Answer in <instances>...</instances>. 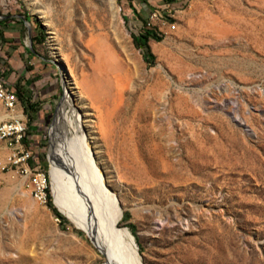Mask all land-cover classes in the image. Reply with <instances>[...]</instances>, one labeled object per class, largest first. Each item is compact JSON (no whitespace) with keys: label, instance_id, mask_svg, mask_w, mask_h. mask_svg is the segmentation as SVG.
I'll use <instances>...</instances> for the list:
<instances>
[{"label":"rangeland","instance_id":"obj_1","mask_svg":"<svg viewBox=\"0 0 264 264\" xmlns=\"http://www.w3.org/2000/svg\"><path fill=\"white\" fill-rule=\"evenodd\" d=\"M41 11L73 76L71 102ZM15 15L30 18L32 44ZM0 20L36 50L26 73L55 90L51 103L40 101L49 108L38 133L25 118V144L48 173L57 210L51 158L64 145L65 113L80 112L122 212L118 227H136L142 264H264V0H0ZM147 31L162 37L149 41L151 65L133 38ZM40 33L43 42H34ZM15 41L0 38L4 77L19 72ZM70 141L66 198L81 212L107 213L84 144ZM9 151L0 143V264H105L82 228L4 169Z\"/></svg>","mask_w":264,"mask_h":264},{"label":"bare ground","instance_id":"obj_2","mask_svg":"<svg viewBox=\"0 0 264 264\" xmlns=\"http://www.w3.org/2000/svg\"><path fill=\"white\" fill-rule=\"evenodd\" d=\"M40 14L42 19L45 21V24L51 34L52 42L54 45L53 49H55L56 61H58L59 68L63 72L66 80L65 82H66L67 94L65 101L71 102L73 100L72 98H74V96H76L77 94V92L74 91L76 87L73 86L75 84L72 82L73 76L69 72L70 70L67 69L66 67L67 65L65 66L62 58L60 57L61 56L59 51L60 47L56 41V34L52 28L51 22L49 21L48 15L43 11H41ZM59 117L60 116H58V118ZM82 117L83 114H81L80 112H78V114L74 116H69L68 111L65 113V117L61 124L65 128V132H66L64 141L62 143L64 145L62 146L56 145L57 148L54 149L52 154V158H51L53 165L52 183H53V189L55 192L56 201L59 203L61 210L57 206L56 207L67 218H69L75 226L77 227L79 226L86 232L87 236L90 238L93 245L97 248V250L100 253H102L105 256L106 258L105 264H142L141 258L138 255V249L136 248V241L133 239L132 235L127 229H120L118 227V222L122 217V212L119 207L115 194L112 193L105 186L103 180V173H101L100 170L95 165L92 152L90 150V146L86 143L87 135L83 133L82 130L84 129V125H82L83 122ZM71 133L75 134V136L70 139ZM80 133H82L81 136H79ZM76 139L81 141L85 146L84 147L86 153L85 155L87 156L85 157V159L87 158L88 163L92 169V172L97 179L96 182L100 192L107 200L106 204H108V209H109L107 213L105 212L104 214H101L96 210L86 213L81 212L73 204H71L68 198H66L65 194L67 193L64 194L63 187L67 186L68 183L65 181V177H64L65 171H64L63 161L65 162V159L67 158L66 154L68 153L69 150L68 148L69 145L67 146L68 142L70 140L75 141ZM59 151L61 152V154L57 155L56 153H59ZM94 184L93 186L95 187ZM105 202L106 201H104V203ZM54 204L56 205L55 200H54Z\"/></svg>","mask_w":264,"mask_h":264},{"label":"built area","instance_id":"obj_3","mask_svg":"<svg viewBox=\"0 0 264 264\" xmlns=\"http://www.w3.org/2000/svg\"><path fill=\"white\" fill-rule=\"evenodd\" d=\"M154 18H158L157 14ZM18 103L17 91L0 73V105L9 113L8 119L0 122V143H6L10 150L4 169L15 170L25 178L35 200L46 205L49 201L50 179L41 165L32 163L33 152L25 144L27 122L15 113Z\"/></svg>","mask_w":264,"mask_h":264},{"label":"crops","instance_id":"obj_4","mask_svg":"<svg viewBox=\"0 0 264 264\" xmlns=\"http://www.w3.org/2000/svg\"><path fill=\"white\" fill-rule=\"evenodd\" d=\"M1 32L3 33V37H0V38H6L7 40L8 39L16 40L15 43L19 41V43H17V45H20V46L15 49L17 53L14 52V54L11 58L16 62V64H18L16 69L19 72H15V69H14V72H12V73L8 72L4 78L6 79V81L11 86H13L15 88L16 91H17V86L19 85L21 87V90H20L21 94L25 98H31L33 103L38 104L37 111L31 113L32 118H33V126L30 128L31 129L30 131L28 130L29 133H31V131L32 132L34 131L32 134H36L39 132V130L34 127L35 126L34 124H37L38 122L41 123V121H42L41 120V113H43V111H45V110H47V108H49V105H47V104L44 107H42L40 104V101L44 97V99H48V102L51 103L50 98L54 97L55 90H53L52 86H47V84L45 82L40 84L41 81H43L45 78L43 80H39L38 84H37V83H35L34 80H32V79H34V76L32 78L30 76V74H32L33 72L31 71L29 73H26V71H25V66H23L24 62L28 61L29 57H37L36 50L33 48L34 51H32L30 46H29V49L22 47V43H21L22 38H21V35L18 33L17 30L12 31V29H9V30L5 31L4 26H3L1 28ZM19 36H20V38H19ZM29 36H30V32H29ZM12 50L14 51V49H12ZM22 66H23V69L21 70L20 67H22ZM37 68H39V67H37V65L34 66V69H35L34 72L37 70ZM35 84L38 85L37 89H35V87H34ZM18 97H19V103H18V107H17L15 113H17L18 115L22 116L25 119L28 115L25 114V106H24L23 101L20 99L19 94H18ZM0 113L7 115L6 118L2 121H5L8 119L9 113L7 110H5L2 107V105H0ZM35 129H37V130L35 131Z\"/></svg>","mask_w":264,"mask_h":264},{"label":"trees","instance_id":"obj_5","mask_svg":"<svg viewBox=\"0 0 264 264\" xmlns=\"http://www.w3.org/2000/svg\"><path fill=\"white\" fill-rule=\"evenodd\" d=\"M169 3H174L176 2V0H167ZM27 20L30 21V18L27 17ZM19 23L24 24L22 20H17ZM7 21H3L0 20V37H3V33L1 32V28L6 24ZM44 33H40L38 35H35L33 40L34 42H43L44 40ZM134 38V42L135 45L143 50V54L144 57L147 61V63L149 65H151L155 59V56L153 55L150 45H149V41L150 39H154L156 41H161L162 37L159 36L157 33L153 32V31H147L146 34L144 35H140V36H133ZM21 87L18 85L17 86V93L20 96V99L23 101L24 106H25V114L28 115V117L30 118V123H29V127L31 128L33 126V118L31 113L32 112H36L37 111V107L38 104L37 103H33L31 98H25L21 92ZM48 206L50 207V209L53 211V213L56 215L57 218H59L60 220H62L63 223H68V220L66 219V217H64L54 206L52 203V198L50 195V190H49V201H48ZM130 218V213H125V220H128ZM130 229L132 231L133 234H136V227L134 225L130 226ZM79 232V231H78ZM81 234V232H79Z\"/></svg>","mask_w":264,"mask_h":264},{"label":"water","instance_id":"obj_6","mask_svg":"<svg viewBox=\"0 0 264 264\" xmlns=\"http://www.w3.org/2000/svg\"><path fill=\"white\" fill-rule=\"evenodd\" d=\"M14 17L18 18V19H21L25 25L28 27L29 29V32H30V41H31V44L33 43L32 41V27L30 25V22L26 19V17L22 16V15H15ZM1 18H4V17H1ZM32 51H34L33 47H30ZM57 113H59V111H57ZM57 120V119H56ZM56 120L54 121V123H56ZM58 211L63 214L59 209ZM64 215V214H63ZM65 216V215H64ZM66 217V216H65ZM67 218V217H66ZM70 222H72L69 218H67ZM129 231V230H128ZM130 232V231H129ZM130 234L132 235V233L130 232ZM133 239L135 240V237L132 235ZM136 241V240H135ZM136 248L138 249V245L136 243ZM138 255H139V252H138Z\"/></svg>","mask_w":264,"mask_h":264}]
</instances>
